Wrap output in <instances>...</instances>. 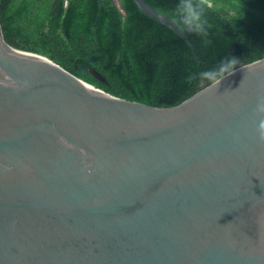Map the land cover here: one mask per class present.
<instances>
[{
    "label": "water",
    "instance_id": "95a60500",
    "mask_svg": "<svg viewBox=\"0 0 264 264\" xmlns=\"http://www.w3.org/2000/svg\"><path fill=\"white\" fill-rule=\"evenodd\" d=\"M83 81L0 24V264H264V57L171 108Z\"/></svg>",
    "mask_w": 264,
    "mask_h": 264
},
{
    "label": "trees",
    "instance_id": "16d2710c",
    "mask_svg": "<svg viewBox=\"0 0 264 264\" xmlns=\"http://www.w3.org/2000/svg\"><path fill=\"white\" fill-rule=\"evenodd\" d=\"M14 1L0 0L7 43L43 54L114 96L152 107H174L211 84L200 73L214 70L227 56L237 57L235 68L264 57V0H195L203 6L204 27L199 33L177 20L179 0H145L173 20L186 39L145 15L134 0H119L121 9L113 0H69L66 7L60 0L49 21L53 38L44 30L46 18L29 21V26H36L18 33L14 22L33 4ZM79 25L84 39L80 47L69 42ZM27 39L32 42L23 43ZM90 67H96L105 81L92 76Z\"/></svg>",
    "mask_w": 264,
    "mask_h": 264
},
{
    "label": "clouds",
    "instance_id": "9594fccd",
    "mask_svg": "<svg viewBox=\"0 0 264 264\" xmlns=\"http://www.w3.org/2000/svg\"><path fill=\"white\" fill-rule=\"evenodd\" d=\"M176 18L179 23L192 32H201L203 23V6L195 0H179L175 9ZM237 57L231 55L222 59L220 65L214 70H204L200 73L202 78L208 79L215 86L226 75L231 74L236 66ZM254 111L264 116V96L258 98ZM259 139L264 141V119H261L258 128Z\"/></svg>",
    "mask_w": 264,
    "mask_h": 264
},
{
    "label": "flooded vegetation",
    "instance_id": "af4514ba",
    "mask_svg": "<svg viewBox=\"0 0 264 264\" xmlns=\"http://www.w3.org/2000/svg\"><path fill=\"white\" fill-rule=\"evenodd\" d=\"M60 0H31L30 3L33 4V8L28 10L27 15L24 13V15L18 20L14 22V27L15 30L18 33H21L22 31H24L25 29H29L31 31V28H33L34 26H36L35 23H33V25L29 26V21L32 22H38L41 19H45L47 20L45 26L46 29H44L46 32L48 31V36L50 38H53L52 34H50L49 32L51 31L50 27H49V21L54 17V15L57 13V9L58 7L55 5L59 4ZM115 0H113L114 2ZM26 1L23 0H15L14 4L19 5V4H26ZM101 3V2H100ZM69 4V0H63V5L64 7H66ZM115 4V3H114ZM119 9H121L120 4L117 5ZM53 11L54 13L52 14ZM27 26L31 27V28H26ZM83 25H79L78 28L76 29V33H75V37L71 40H69V42H71V44H78V46L80 47L81 45H83L84 43V39L82 37V34L80 31H83ZM57 32L61 33L60 30H57ZM23 33V32H22ZM73 34V33H72ZM16 35V34H15ZM18 36H16L15 38L17 40H19L17 38ZM32 41L30 39L25 40V44H30ZM70 44V43H68ZM92 68V67H90ZM89 68V69H90ZM94 69H96L97 71H99L96 67H93ZM88 69V70H89ZM90 72V71H89ZM100 72V71H99ZM91 74V72H90ZM92 75V74H91ZM93 76V75H92Z\"/></svg>",
    "mask_w": 264,
    "mask_h": 264
},
{
    "label": "rangeland",
    "instance_id": "374dc122",
    "mask_svg": "<svg viewBox=\"0 0 264 264\" xmlns=\"http://www.w3.org/2000/svg\"><path fill=\"white\" fill-rule=\"evenodd\" d=\"M114 3L117 4V5H119V0H115Z\"/></svg>",
    "mask_w": 264,
    "mask_h": 264
},
{
    "label": "bare ground",
    "instance_id": "6f19581e",
    "mask_svg": "<svg viewBox=\"0 0 264 264\" xmlns=\"http://www.w3.org/2000/svg\"><path fill=\"white\" fill-rule=\"evenodd\" d=\"M42 58H44V59H46L45 57H42ZM47 60V59H46ZM84 82V81H83ZM84 83H86V82H84ZM86 84H88V83H86ZM88 85H90L91 86V84H88ZM93 87V86H92Z\"/></svg>",
    "mask_w": 264,
    "mask_h": 264
},
{
    "label": "crops",
    "instance_id": "0c3cea01",
    "mask_svg": "<svg viewBox=\"0 0 264 264\" xmlns=\"http://www.w3.org/2000/svg\"><path fill=\"white\" fill-rule=\"evenodd\" d=\"M118 7V6H117Z\"/></svg>",
    "mask_w": 264,
    "mask_h": 264
}]
</instances>
